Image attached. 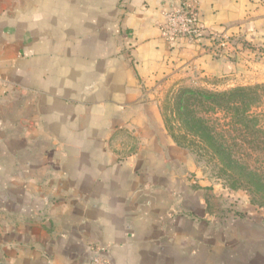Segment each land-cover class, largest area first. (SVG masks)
<instances>
[{"label":"crops","instance_id":"obj_1","mask_svg":"<svg viewBox=\"0 0 264 264\" xmlns=\"http://www.w3.org/2000/svg\"><path fill=\"white\" fill-rule=\"evenodd\" d=\"M182 3L201 40L165 36ZM248 68L264 75V0H0V264H191L153 90Z\"/></svg>","mask_w":264,"mask_h":264},{"label":"rangeland","instance_id":"obj_2","mask_svg":"<svg viewBox=\"0 0 264 264\" xmlns=\"http://www.w3.org/2000/svg\"><path fill=\"white\" fill-rule=\"evenodd\" d=\"M229 42L236 47L235 39ZM249 70L256 73L248 68L244 77L239 76L233 83L215 77L186 76L160 83L153 90L161 122L177 148L174 159L164 149L168 167L178 178V184L173 181L174 187L183 191L186 217L198 219L191 229L196 239V256L191 264H264V75L256 78ZM237 87L253 88L258 98L246 109L241 123L233 109L215 107L191 95L184 103L197 118L207 122L233 159L260 178L259 192L233 190L220 171L217 157L188 132L177 114V99L183 90L223 92ZM192 209L197 216L189 213ZM189 225L186 221V230Z\"/></svg>","mask_w":264,"mask_h":264},{"label":"trees","instance_id":"obj_3","mask_svg":"<svg viewBox=\"0 0 264 264\" xmlns=\"http://www.w3.org/2000/svg\"><path fill=\"white\" fill-rule=\"evenodd\" d=\"M258 87V86H256ZM253 88L237 87L223 92H210L203 90H183L177 99V114L182 122L188 127V132L192 133L204 147L213 152L218 159L220 171L233 190L250 189L259 192L261 186L260 178L250 171L241 162L233 159L228 148L222 142L216 140L213 129L203 119L197 118L184 103L187 96H195L198 100L223 109H233L239 118L238 123L245 120L243 114L251 103H256L258 98L253 94ZM241 114V115H240ZM264 192V191H261Z\"/></svg>","mask_w":264,"mask_h":264},{"label":"built area","instance_id":"obj_4","mask_svg":"<svg viewBox=\"0 0 264 264\" xmlns=\"http://www.w3.org/2000/svg\"><path fill=\"white\" fill-rule=\"evenodd\" d=\"M165 26L163 28L165 36L173 42L187 41L193 42L204 38V29L200 24L197 11L187 3L164 14ZM220 46L229 43V38L225 34H215L212 38ZM89 264H108L102 256V249L98 248Z\"/></svg>","mask_w":264,"mask_h":264}]
</instances>
